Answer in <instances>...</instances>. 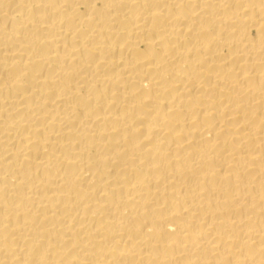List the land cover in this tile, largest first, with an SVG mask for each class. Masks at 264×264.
Returning a JSON list of instances; mask_svg holds the SVG:
<instances>
[{"label":"bare ground","instance_id":"bare-ground-1","mask_svg":"<svg viewBox=\"0 0 264 264\" xmlns=\"http://www.w3.org/2000/svg\"><path fill=\"white\" fill-rule=\"evenodd\" d=\"M0 264H264V0H0Z\"/></svg>","mask_w":264,"mask_h":264}]
</instances>
